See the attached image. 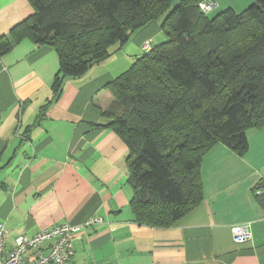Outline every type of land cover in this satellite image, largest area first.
Here are the masks:
<instances>
[{
  "label": "crops",
  "instance_id": "crops-1",
  "mask_svg": "<svg viewBox=\"0 0 264 264\" xmlns=\"http://www.w3.org/2000/svg\"><path fill=\"white\" fill-rule=\"evenodd\" d=\"M215 2L214 10L227 7ZM33 14L28 0H0V37ZM147 40L153 47L166 40L161 20L113 46L84 75L66 78L58 97L52 47L25 38L0 57V225L7 249L21 234L71 224L83 229L69 264H264V197L256 194L264 192V125L247 131L245 156L222 144L207 152L203 200L176 224L136 221L129 149L106 127L104 112L114 102L106 85L144 54ZM239 225H249L251 241H234Z\"/></svg>",
  "mask_w": 264,
  "mask_h": 264
},
{
  "label": "trees",
  "instance_id": "trees-1",
  "mask_svg": "<svg viewBox=\"0 0 264 264\" xmlns=\"http://www.w3.org/2000/svg\"><path fill=\"white\" fill-rule=\"evenodd\" d=\"M32 17L0 37V57L23 39L52 47L66 78H77L161 20L166 40L106 88L104 116L129 149L136 221L171 227L203 200L201 166L215 145L239 156L247 131L264 125V0L213 17L198 0H28Z\"/></svg>",
  "mask_w": 264,
  "mask_h": 264
},
{
  "label": "built area",
  "instance_id": "built-area-1",
  "mask_svg": "<svg viewBox=\"0 0 264 264\" xmlns=\"http://www.w3.org/2000/svg\"><path fill=\"white\" fill-rule=\"evenodd\" d=\"M201 10L208 14L218 4L213 0L199 3ZM153 44L147 40L142 45L143 53L151 51ZM257 196L264 192L257 191ZM91 221L87 225L91 224ZM83 226L61 224L43 229L33 235L21 234L14 238L11 248L7 249V230L0 225V264H69L75 255L74 240ZM233 239L237 244L252 240L253 234L249 225L232 228Z\"/></svg>",
  "mask_w": 264,
  "mask_h": 264
},
{
  "label": "rangeland",
  "instance_id": "rangeland-1",
  "mask_svg": "<svg viewBox=\"0 0 264 264\" xmlns=\"http://www.w3.org/2000/svg\"><path fill=\"white\" fill-rule=\"evenodd\" d=\"M180 0H174L173 6L176 5ZM206 1V0H205ZM220 1V3L225 4L227 7H222L218 10H212L208 13L209 17L215 16L217 13L221 12L224 8H233L237 13H241L243 10L255 3V0H215ZM228 4V5H226Z\"/></svg>",
  "mask_w": 264,
  "mask_h": 264
}]
</instances>
